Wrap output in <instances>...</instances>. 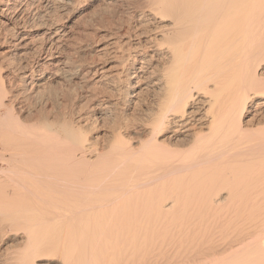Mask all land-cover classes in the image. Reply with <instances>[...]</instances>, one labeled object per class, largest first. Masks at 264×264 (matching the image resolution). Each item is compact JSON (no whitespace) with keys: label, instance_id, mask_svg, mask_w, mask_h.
Listing matches in <instances>:
<instances>
[{"label":"bare ground","instance_id":"bare-ground-1","mask_svg":"<svg viewBox=\"0 0 264 264\" xmlns=\"http://www.w3.org/2000/svg\"><path fill=\"white\" fill-rule=\"evenodd\" d=\"M100 1L85 16L126 6L130 21L110 33L117 69L98 52L85 76L136 79L116 88L129 104L153 94L106 134L82 96L59 114L51 87L40 106L21 100L46 71L81 74L61 49L82 0H0L13 57L0 68V264H264V0Z\"/></svg>","mask_w":264,"mask_h":264},{"label":"rangeland","instance_id":"rangeland-1","mask_svg":"<svg viewBox=\"0 0 264 264\" xmlns=\"http://www.w3.org/2000/svg\"><path fill=\"white\" fill-rule=\"evenodd\" d=\"M84 1V2H83ZM102 3V1H100V0H82V5L80 4V6H79V8H78V10L77 11H73V12H71L70 14H69V16L67 15H65L64 14V18H63V22L65 21V23H67V26H68V29H69V31H68V35H70V36H68L69 37V41H67L66 42V44L68 45H66L65 43H64V45H63V47H62V49H61V51L62 50H64L65 48L64 47H67L64 51H66V53L65 54H75V56H74V54H73V56H74V59H76L75 60V62L76 61H78V62H76V64H80V63H82L81 65H84L83 66V68H82V70H81V74L80 75H78V76H74V78H73V76L71 77L70 75V77L68 76H63V74H62V76H61V74H58V75H54V73H52L51 71H46V72H44V73H42V75H45V76H43L42 78H38L37 80H35V83H34V85H33V83H32V86L30 85V87H29V89L31 88V90H28L29 92H28V96H34L35 95V91H39V90H41L40 92H44V90H46L48 87H51L50 89H48L47 91H45V92H48V96L50 95V99L48 100V104L49 105H47V107L50 109V108H53L54 110V112L53 113H55V114H57V112H58V114L60 113V111H63V110H67L68 108H70V107H72V105L73 104H75L74 102H73V104H71L70 106H68L69 104H68V101H74V98L75 99H77V97L78 98H82V100H81V102L78 104V103H76V106H77V111H79L80 113H82L81 115L83 116L84 115V118H86L85 120L86 121H88L89 122V120H90V123H96L95 125L97 126V128H99L100 130V132L102 133V134H106V133H108V131H109V124H111V122L113 123V117H115V118H118V116L120 117V118H123L125 115V117H131V118H133V117H137L138 115H141L142 113H140V112H142L141 111V109H143V108H146L147 107V105L150 103V101H151V99H152V97H153V94H152V92H147V93H145L146 95L144 96L145 98H146V101H145V98L143 99H141L140 100V102H138V103H140L141 104V106H137L135 103H136V101H134L133 103H130L129 104V101H127V99L124 97H120V96H118L121 92V88L122 89H125V90H122V91H127L126 90V88L128 87L127 85H128V83H129V81H130V83H133V82H135L136 81V79H130L129 81H128V79L126 80V77H123L124 79H122V81L123 82H121V81H117L116 83L113 81V80H110V78H107V77H105V79H100V80H98L99 78H100V72L98 73L99 74V77H98V75L96 76H91L92 78H90V80L88 79V77L87 76H85V71H86V69H84V68H86L85 66V64L90 60V59H92L91 57H92V54H94L93 56H95L96 55V53H98V55H96V57H98L99 58V60L101 59V61H102V64L100 65V66H103V67H105V70H109V72L110 71H114V70H116L117 68H116V66L117 65H115V63L116 64H118L117 62H116V56H112V55H115L114 54V52L112 51V52H109V51H111V49H112V44H111V42H112V39H113V37H115L114 35H112V34H114L113 32H115L114 30H117L116 29V26H120L119 24H125L126 26H127V24H126V21H130V17L128 18V17H126V16H129V14H127L128 12H126V10H123V9H126V6H124V8H123V6H119V7H115V8H113V7H111V8H108V9H110V10H107V9H105L104 11H106V12H104V14L101 12V14L99 15V17L97 18L96 16L94 17V16H92V15H90L91 17H92V20H90L91 19V17L90 16H88L89 14H88V12L90 11V9H92L94 6H96V7H98L100 4ZM88 4V5H87ZM84 5V6H83ZM134 5V4H133ZM132 6V5H131ZM130 6V7H131ZM99 7H103V4L102 5H100ZM120 7H121V9H120ZM112 8H113V10L114 11H112ZM123 8V9H122ZM108 11V12H107ZM126 13H125V12ZM124 12V13H123ZM76 13V14H75ZM123 13V14H122ZM83 14H84V18H83ZM85 14H88V15H86L85 16ZM106 14V15H105ZM127 14V15H126ZM104 16L105 15V17L106 16H108V17H106V18H104L103 19V17H102V19H101V16ZM112 15V16H111ZM120 15V16H119ZM87 16H88V18H87ZM123 16V17H122ZM37 18H38V21L40 22V20H41V18H39V16H36ZM36 17H34V20H35V23L34 24H37L36 23V21H37V18ZM81 17V18H80ZM78 18H80V19H78ZM100 18V19H99ZM108 18V19H107ZM111 18V19H110ZM65 19V20H64ZM97 19H99V20H102L101 21V25L100 24H98V23H100V21H98ZM107 19V20H106ZM127 19H129V20H127ZM33 20V19H32ZM31 20V22L33 23L34 22V20L32 21ZM77 20V21H76ZM86 20H87V22L89 23V24H87V22H86ZM91 22H90V21ZM103 20L105 21V22H103ZM113 20L114 21H116V23H117V25L115 24L114 26L112 25V23H113ZM120 22H122V23H120ZM37 21V22H38ZM97 21V22H96ZM109 21H112V23L110 22L109 23ZM38 22V23H39ZM78 22V23H77ZM93 22V23H92ZM91 23H92V25H91ZM103 23H107V27H106V25L105 24H103ZM75 24V25H74ZM77 24V25H76ZM109 24H111L110 26H109ZM71 25V26H70ZM111 26H112V28H111ZM118 28V27H117ZM72 31H71V30ZM75 29V30H74ZM77 30V31H76ZM76 31V32H75ZM90 31V32H89ZM112 31V32H111ZM89 32V33H88ZM110 33H112L111 35H110ZM74 36V37H76V39L72 36V35ZM76 34H78V35H76ZM89 34V35H88ZM76 35V36H75ZM109 35H110V38H109ZM2 36V37H1ZM3 36H4V34L0 31V68H2L3 67V70L5 69L6 70V68L7 69H10V70H12V68H13V66L11 67L10 65H12V64H9V63H12V61H11V59H13V57L12 56H9V55H7V53H3V51H5L6 50V46L5 45H2L3 43H2V38H3ZM80 37V38H79ZM91 37V38H90ZM87 38V39H86ZM95 39V40H94ZM99 39V40H98ZM71 40V41H70ZM108 40V41H107ZM70 42H72V44H70ZM96 43V44H95ZM104 43V44H103ZM70 44V45H69ZM78 44V45H77ZM74 46V45H76V49H75V46L74 47H72V46ZM102 45V46H101ZM104 45H106L105 46V48H104ZM109 46V47H108ZM111 46V47H110ZM83 47V48H82ZM70 48V49H69ZM73 48V49H72ZM97 48H98V51H96L97 50ZM81 49V50H80ZM101 49H103V50H101ZM105 49L106 50H108V52L106 51L105 52ZM113 50V49H112ZM69 51H73L72 53H70ZM74 51H78L77 53H75ZM103 51V52H102ZM80 52V53H79ZM105 52V54L106 53H108V55L106 54V56H105V54H103ZM7 55L6 57L8 58V56H9V59L7 60V58L5 57V56H3V55ZM99 54L100 55H102L104 58H100V56H99ZM118 54V53H117ZM2 56V57H1ZM118 56V55H117ZM12 57V58H11ZM116 57V58H115ZM4 58V59H3ZM78 59V60H77ZM97 59V58H96ZM115 59V60H114ZM81 60L83 61V62H81ZM91 61V60H90ZM14 63V62H13ZM85 63V64H84ZM75 64V65H76ZM104 64V65H103ZM112 65V66H111ZM111 66V67H110ZM9 67V68H8ZM119 67V66H118ZM113 68V69H112ZM115 68V69H114ZM83 72V73H82ZM60 75V76H59ZM65 75V74H64ZM84 75V76H83ZM58 76V77H57ZM40 77V76H39ZM67 77V78H66ZM80 77H81V79H80ZM83 77V78H82ZM63 78V79H62ZM73 78V79H72ZM88 79V80H86V79ZM66 79V80H65ZM67 79H70V80H67ZM82 79H84V80H82ZM98 81H97V80ZM65 80V81H64ZM72 80V81H71ZM82 80V81H81ZM96 80V82H94ZM125 80V81H124ZM79 81V82H78ZM44 82V83H43ZM50 82V83H49ZM61 82H63V83H61ZM70 82H72V83H70ZM92 82V83H91ZM114 82V83H113ZM120 84H119V83ZM60 83V84H59ZM80 83V84H79ZM82 83H83V86H80V85H82ZM94 83V84H93ZM106 83V84H105ZM66 84V85H65ZM86 84V85H85ZM93 84V86H95V87H92L91 85ZM114 84H116V85H114ZM124 84V85H123ZM51 85V86H50ZM70 85H73L74 87H75V89H74V87L73 86H70ZM100 85V86H99ZM44 86V87H43ZM67 86H69V87H67ZM77 86V87H76ZM98 86V87H97ZM115 86H117V87H115ZM34 87V88H33ZM41 87V88H40ZM66 88V89H62V88ZM82 87V88H81ZM90 87H91V89H90ZM102 87V88H101ZM105 87V88H104ZM46 88V89H45ZM54 88V89H53ZM70 88H72L71 90H70ZM89 88V89H88ZM98 88V89H97ZM102 90H101V89ZM116 88H118V89H116ZM36 89V90H35ZM61 89L62 90H64L65 92H61ZM95 91H94V90ZM33 90V91H32ZM76 90V91H75ZM89 90V91H88ZM99 90H101V91H99ZM117 90V91H116ZM38 91H37V93H38ZM50 91V92H49ZM55 92V91H57L55 94H56V96L54 95V93L53 92ZM72 91V92H71ZM104 91V92H103ZM110 91V92H109ZM115 91V92H114ZM119 91V92H118ZM69 92H71V93H69ZM92 92V93H91ZM103 92V93H102ZM37 93H36V95H37ZM65 93V94H64ZM67 93V94H66ZM69 93V94H68ZM76 93V94H75ZM80 93H81V95H80ZM83 93H84V95L86 94V97L83 95ZM97 96V97H94V94ZM116 93V94H115ZM119 93V94H118ZM30 94V95H29ZM34 94V95H33ZM59 94V95H58ZM62 94H64V95H62ZM71 94V95H70ZM78 94V95H77ZM87 94H90V95H87ZM102 96H101V95ZM111 94V95H110ZM115 94V95H114ZM60 95H62V96H64L63 97V99H62V96H60ZM75 95H76V97H75ZM92 95V96H91ZM106 95V96H105ZM148 95V96H147ZM60 96V97H59ZM69 98H68V97ZM74 96V97H73ZM82 96V97H81ZM105 96V97H104ZM147 96V97H146ZM30 98V100H26L25 98H24V96H23V98L21 99L22 101H23V104H25V103H30V101H31V99H32V101H31V103L32 102H35L36 101V105H37V102L39 101V99H37V98H34V97H36V96H34L33 98ZM42 97V96H41ZM46 97H47V93H46ZM59 97V98H58ZM73 99H72V98ZM85 97V98H84ZM90 99H89V98ZM92 97V98H91ZM108 98V97H111L112 98V100L114 99L116 102L118 101V103H116V105L118 106V107H116V105H115V107H114V109L112 110L113 112V114L111 113V112H107L108 110H107V108L105 109V106L103 105V103H101L99 100H102L101 98ZM117 97H120V98H117ZM39 98V97H38ZM48 98V97H47ZM47 98H43V100H45V99H47ZM62 99V102L60 101L61 99ZM86 98H88L87 100H86ZM110 98V99H111ZM151 98V99H150ZM35 99V100H34ZM52 99H53V102H52ZM67 99H68V101H67ZM124 99V100H123ZM57 100H59V101H57ZM65 100V101H64ZM90 102H89V101ZM94 100V101H93ZM27 101H29V102H27ZM70 101V102H71ZM84 101L86 102V103H84ZM69 102V103H70ZM89 102V103H88ZM98 102H100V103H98ZM72 103V102H71ZM83 103V104H82ZM147 103V104H146ZM86 104V105H85ZM88 104V105H87ZM67 105V106H66ZM81 105V107L79 108L78 106H80ZM93 105H95V106H93ZM37 106H40L39 105V102H38V105ZM62 106V107H61ZM65 106V107H64ZM134 106H135V108H134ZM137 106V107H136ZM67 107V108H66ZM84 109H83V108ZM141 107V108H140ZM143 107V108H142ZM56 108V109H55ZM61 109V110H60ZM63 109V110H62ZM80 109V110H79ZM81 109H82V111H81ZM117 109V110H116ZM136 109H137V111H136ZM140 109V110H139ZM106 110V111H105ZM114 110L116 111V114L114 113ZM105 111V112H104ZM132 111H134V112H132ZM108 114H107V113ZM248 112V111H247ZM121 113V114H120ZM137 114V115H135V114ZM91 114V115H90ZM110 114H112L111 116H110ZM115 114V115H114ZM247 114V118H249V119H251V117H252V112H248V113H246ZM90 115V116H89ZM108 115V116H107ZM118 115V116H117ZM120 115H122V116H120ZM86 116V117H85ZM107 116V117H106ZM113 116V117H112ZM94 117H96V119L98 120H96ZM109 117V118H108ZM142 117V116H141ZM90 118V119H89ZM105 118H108V119H105ZM110 118H113L112 120L110 119ZM89 119V120H88ZM109 119H110V121H109ZM96 120V121H95ZM93 121V122H92ZM95 121V122H94ZM105 121V122H104ZM107 122V124H108V126H107V124H105ZM98 123V124H97ZM113 124H111V126H112ZM109 128V129H108ZM108 130V131H107Z\"/></svg>","mask_w":264,"mask_h":264}]
</instances>
